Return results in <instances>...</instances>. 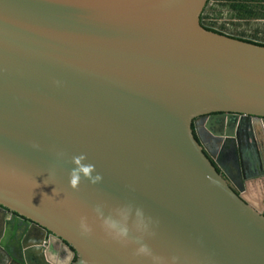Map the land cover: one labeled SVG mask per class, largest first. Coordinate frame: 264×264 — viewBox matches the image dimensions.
Segmentation results:
<instances>
[{"label": "water", "instance_id": "obj_1", "mask_svg": "<svg viewBox=\"0 0 264 264\" xmlns=\"http://www.w3.org/2000/svg\"><path fill=\"white\" fill-rule=\"evenodd\" d=\"M207 2L0 0V213L40 234L18 258L0 235L16 264L42 258L47 233L63 264H150L138 241L180 264H264V214L220 163L243 121L264 124V47L203 28ZM80 154L102 179L74 190ZM97 208L129 210L128 244Z\"/></svg>", "mask_w": 264, "mask_h": 264}, {"label": "flooded vegetation", "instance_id": "obj_2", "mask_svg": "<svg viewBox=\"0 0 264 264\" xmlns=\"http://www.w3.org/2000/svg\"><path fill=\"white\" fill-rule=\"evenodd\" d=\"M196 137V136H195ZM217 138H220L219 136ZM226 149L224 150V154H221L220 163L227 168V172L233 173L231 171L235 168L237 171L241 172V175L246 178L245 183L247 180H257L262 179L264 182V124L262 122H252V121H243L240 130L235 133L233 138H225ZM232 146H235V149H238V157L240 166L236 163V167L233 162L229 160L233 157V149ZM237 157V156H236ZM217 170V165L215 164ZM239 174V172H238ZM255 176V177H254ZM234 181H228L229 185L236 191L238 194L239 191L237 189V174L233 177ZM239 184V183H238ZM264 206V200H263ZM264 214V209L263 212ZM15 221V222H14ZM12 220L10 216L1 215L0 213V235L4 236L6 232H10L9 239L7 240L6 246L12 252V258H18V255L22 253L21 242L26 235L27 232L35 233L38 238L40 234L37 230L34 229L32 223L25 219H17ZM14 227V231L12 228ZM30 230V231H29ZM43 237V235H42ZM48 237L49 234L47 233L44 236V243L42 250L37 251L39 254H42V258L34 254V257L30 264H44L46 262V257H49V263L55 262V264H63L69 258V255L62 249L60 245H53L52 249L50 248L47 251L48 246ZM40 248V247H38ZM3 249L0 248V264H16L12 259H10L4 252ZM48 253V255H47ZM75 261V256L72 259V262ZM71 262V263H72Z\"/></svg>", "mask_w": 264, "mask_h": 264}, {"label": "clouds", "instance_id": "obj_3", "mask_svg": "<svg viewBox=\"0 0 264 264\" xmlns=\"http://www.w3.org/2000/svg\"><path fill=\"white\" fill-rule=\"evenodd\" d=\"M86 159L87 157L84 154H80L79 156L72 158V163L75 167L69 173V185L74 190L79 187L82 176L83 178L88 179L91 183H97L102 179L99 173L93 175V173L96 172L95 165L91 163H84ZM54 192L55 188L53 189V193ZM96 212L101 221V227L109 238L125 245L130 242V229L128 225L129 210L118 209L117 215L120 217L119 219H114L111 216L105 217L100 208H97ZM136 216L138 218L136 224L137 231L142 233L148 232L149 225L144 220L143 212L137 209ZM79 228L85 235L93 232V226L89 223L87 217L80 218ZM135 253L137 256L146 258L150 264H180L178 256L165 257L157 255L148 244L139 241L137 242Z\"/></svg>", "mask_w": 264, "mask_h": 264}, {"label": "trees", "instance_id": "obj_4", "mask_svg": "<svg viewBox=\"0 0 264 264\" xmlns=\"http://www.w3.org/2000/svg\"><path fill=\"white\" fill-rule=\"evenodd\" d=\"M212 1L218 3L220 5L227 4L228 8L237 13L235 17H237L239 22H250V21H263L264 22V0H208L202 15L200 17V24L206 30L222 34L233 39L245 41L248 43H252L255 45L264 47V33H258V30H255L253 34L249 37H246L244 33H226L220 27H217L214 21L208 20L210 18L211 13H216V9L212 6L209 7L210 2ZM210 9V10H209Z\"/></svg>", "mask_w": 264, "mask_h": 264}, {"label": "rangeland", "instance_id": "obj_5", "mask_svg": "<svg viewBox=\"0 0 264 264\" xmlns=\"http://www.w3.org/2000/svg\"><path fill=\"white\" fill-rule=\"evenodd\" d=\"M209 7H213L216 13L212 14L208 20H213L217 27H221L226 33H244L246 37L258 30V33H264L263 21H250L247 23L239 22L234 11L228 8L227 4L220 5L212 1ZM210 10V9H209ZM246 193L247 200L252 203L260 212H263V200H264V182L263 180H247L246 181ZM244 195V194H243ZM245 196V195H244Z\"/></svg>", "mask_w": 264, "mask_h": 264}, {"label": "crops", "instance_id": "obj_6", "mask_svg": "<svg viewBox=\"0 0 264 264\" xmlns=\"http://www.w3.org/2000/svg\"><path fill=\"white\" fill-rule=\"evenodd\" d=\"M243 194H244V193H243ZM244 195H245L244 197L247 199V197H248V196H246V195H247V193H246V192H245V194H244Z\"/></svg>", "mask_w": 264, "mask_h": 264}]
</instances>
